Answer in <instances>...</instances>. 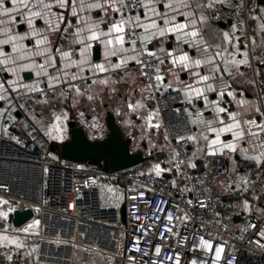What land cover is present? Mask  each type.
I'll return each mask as SVG.
<instances>
[{
  "label": "built area",
  "instance_id": "1",
  "mask_svg": "<svg viewBox=\"0 0 264 264\" xmlns=\"http://www.w3.org/2000/svg\"><path fill=\"white\" fill-rule=\"evenodd\" d=\"M210 19L214 24L235 25L241 44L252 50L246 0L216 3ZM63 46L73 47L69 36ZM156 66L152 59L145 69L149 76ZM143 83H154V79L143 78ZM151 90L156 92V110L170 143L168 156L175 158V168L179 165L180 181L147 172L157 163L164 166L167 156H154L127 170L104 172L98 165L66 161L51 150L36 152L0 134V199L9 202L0 204V211L8 212L11 207L8 216L33 212L39 225L30 237L38 243V264H75L80 251L106 257L111 264H175L168 257L177 255L180 264L192 260L197 264H264V248L256 243L264 244L260 235L264 232V165L237 162L238 195L230 199L215 196L209 176L227 172L226 158L194 157V142L180 139L195 134L185 109L195 113L197 105H189L181 91ZM259 95L264 111V82ZM17 104L31 107L26 101ZM189 162L199 164L202 171L189 167ZM108 186L125 195L126 225L120 207L102 202V188ZM5 227L7 222L0 218V230ZM201 237L212 242V251L201 246ZM215 247L223 249L219 260ZM0 264H20V260L0 244Z\"/></svg>",
  "mask_w": 264,
  "mask_h": 264
},
{
  "label": "snow or ice",
  "instance_id": "2",
  "mask_svg": "<svg viewBox=\"0 0 264 264\" xmlns=\"http://www.w3.org/2000/svg\"><path fill=\"white\" fill-rule=\"evenodd\" d=\"M216 2L217 0H209L206 6L197 3L196 8L201 11L205 7L214 8ZM219 2L223 3L224 0H219ZM137 8H139V11H135ZM191 8V0H167V2H163V0H134L133 3H129V0H95L93 3H86L85 0H0V17L6 18L0 19V37H2L0 38V65L3 66L0 71L10 73L15 77L13 80L0 81V93L19 92L20 88L23 87L29 92L44 94V89L36 84H22V77L19 76L20 72L39 69L36 71V75L47 78V88L49 90L55 91L58 85H67L77 95H85L81 87L73 83L81 80L87 83L89 77L84 76V72H90L92 76H96L101 73H108L111 69L115 73L122 69L126 70L129 62L134 61L136 65L140 66L139 73L141 77L145 80L154 79V83L145 85V91L151 89L159 91L160 89L167 90L169 88L177 92L183 90L186 102L192 105L193 108H195L193 98L202 99L206 109L209 104L212 105V108L208 109L213 114L211 120H205L203 111H196L195 118L191 120L193 125L198 127L203 125L204 132H200L199 135L180 137L181 140L197 142L203 139L209 156H222L225 150L229 153H235L238 150L239 142L245 141L246 138L264 139V111H261L260 107L255 108V111L261 117L257 122L255 118L251 117L248 119L239 118L236 111H228L227 108L220 106L218 100L209 101L206 92L218 93L219 97H223L225 91L214 87L212 83L208 82L210 80H222L223 73H227L229 76L232 73L229 71V61L227 59L223 61L224 67L216 62V57L221 56V51L207 55L208 47L206 42L201 39L199 29V25L206 24L207 21L204 15L197 17L195 11L189 10ZM93 9L99 10L100 15L97 19L80 16L81 12ZM125 9L128 10L127 13ZM133 12H135V15L132 14ZM69 17L75 18V24L72 23ZM37 20L42 21L45 27L38 28L36 26ZM61 25H64V27L61 28ZM101 25H104V27H101ZM22 26H26L27 31H21ZM235 27L233 25L234 29ZM53 34L57 36L55 44L49 39V36ZM68 36L73 38L72 42L79 45L77 50L79 59L72 58V50H62L59 46L61 41L67 39ZM30 37L34 39L35 51H30L24 43L25 41L31 43ZM167 37H171L176 42V46L171 48L170 45L171 50H165L163 47L159 49L169 60L172 67L168 72L174 77V80L165 83V75L161 74L160 67L165 61L156 55L155 45L161 44ZM223 38L232 44V37L228 32L223 33ZM251 42L255 45V38ZM97 43L103 46L104 61L93 64L89 58V53ZM241 43L240 37H236L234 47L237 52L241 47ZM138 44L140 45L139 48L137 47ZM181 44L195 47L197 55L201 58L189 55L187 51L180 47ZM148 45H153V47L149 48ZM244 47H247V45H244ZM177 52L179 55L174 54ZM56 54L59 55V67H57ZM35 56L44 57L43 62L37 65L32 60L31 63L18 64V60H30ZM145 56L149 58L147 61L143 59ZM233 56H235V53ZM243 56V59L233 58L230 62L231 66L237 67V70L239 65L250 66L248 53L244 52ZM110 57H118V62L112 63ZM153 58L160 66L154 67L153 75L149 76L148 71L145 69L151 65ZM260 63L264 64V59H261ZM202 65L210 66L208 68L210 74L202 75L201 71H197V69H201ZM49 68L54 69V72H49ZM71 68H75L77 71L69 73L68 69ZM176 68L189 73L191 77H196L195 83L203 86L194 87L192 84H185L173 71ZM97 83L106 87L112 86L111 90L115 92L114 85L118 81L112 80L110 77L98 81L96 79L91 80V84ZM173 83L179 84L180 87L173 88ZM5 84H8L9 87L6 88ZM91 84L88 86L91 87ZM224 87L230 86L225 84ZM64 94V90L61 89V95ZM227 95L235 99V94L232 91H228ZM87 99L93 100L94 96L88 94ZM5 100L11 103V95L0 94V101ZM43 102L47 103V98ZM244 103L245 101H240L241 105ZM126 107L133 113L145 108L143 97L141 100L128 102ZM185 111L189 117L193 116V112L187 109ZM155 114H158L156 110L149 111L147 121L149 127L158 129L159 124H151ZM3 115V111H0V116ZM224 115L227 116V123ZM64 118L67 119V116L65 115ZM59 119L60 117H57V120ZM253 123L256 124L255 130L250 127ZM245 125L249 127H245ZM53 127L58 132L63 131L60 126L54 125ZM205 133L212 134L213 138L210 139L209 135ZM224 134H230L231 140H223L222 135ZM56 138L63 139V136L59 135ZM256 159L264 162V152H261L260 157ZM188 166L195 168L196 164L189 162ZM176 168L179 171V165H176ZM153 170L156 176H161L165 171H170V169L162 168L159 163L153 166ZM8 203L7 200L0 199V204ZM188 203L191 204V200ZM244 203L247 207V201ZM11 211V207H9L8 212L0 211V218L7 219L8 213ZM167 218L169 221L173 219L170 214ZM37 225H39V221H35L20 231L28 233ZM168 231L171 232L172 229L169 228ZM260 235L264 237V232H261ZM0 240L7 241L9 237L0 235ZM256 243L264 248V244H260L259 241ZM201 246L208 251H212L214 247L210 240L203 237H201ZM222 250V247H215L216 260L221 258ZM155 251L159 254L160 248L156 247ZM168 259L174 260L175 264H180L178 255L168 257ZM191 264H197V261L192 260ZM228 264H231V261Z\"/></svg>",
  "mask_w": 264,
  "mask_h": 264
},
{
  "label": "crops",
  "instance_id": "3",
  "mask_svg": "<svg viewBox=\"0 0 264 264\" xmlns=\"http://www.w3.org/2000/svg\"><path fill=\"white\" fill-rule=\"evenodd\" d=\"M230 0H224L222 4H227ZM247 1V12L249 18L250 28L253 32V38H255V45L252 44V50L249 51L242 44L237 52L234 47L236 35L235 29L230 24H214L210 19V13L212 8L205 7L203 11L196 8V4L200 3L202 5H207L209 0H191L192 8L196 12L197 17L204 15L207 21L206 24H200L199 29L201 32V39L206 42L208 47L207 55H212L216 51H221V56L216 57V62L224 67L223 61L227 59L229 61V71L232 73L229 76L227 73L222 74V80H210L208 83H212L214 87L218 89H223L225 95L219 97L218 93L211 91L206 92L209 101L218 100L220 106L225 107L228 111H236L239 114V118L248 119L255 118L257 122L261 119L260 114L255 111L256 107H260L263 111L261 100H260V90L264 82V66H260L259 62L261 57L264 55V0H246ZM86 3H93L95 0H85ZM167 2V1H166ZM216 3H220L217 0ZM215 3V4H216ZM10 6V5H9ZM67 14V13H66ZM100 13L99 10L93 9L90 11H83L80 13L81 17L88 16L92 19H97ZM0 19H6L5 17H0ZM72 23L75 24V18L69 17ZM179 19V17H178ZM6 26V25H5ZM36 26L38 28H44L42 21L37 20ZM15 28V26H13ZM64 25H61L63 28ZM104 27V25H101ZM21 31H27L26 26L20 28ZM71 31V29H70ZM228 32L232 37V44L225 41L223 38V33ZM47 35V33H45ZM2 38V37H0ZM49 39L55 44L57 36L55 34L50 35ZM72 48L66 49L63 46V41L59 44L62 50H72L73 59H79L78 48L79 45L72 42V37L69 36ZM31 43L25 41L27 48L30 51H35L34 39L30 37ZM175 48L176 42L171 38L167 37L162 41L161 44L155 45L156 55L163 59L165 63L160 66L161 74L165 75V83L174 80V77L169 74L168 70L172 67L169 60L165 57V54L160 52V48L163 47L165 50H171L169 47ZM128 47V45H126ZM152 48L153 45H148ZM180 47L196 58H201L197 55V49L195 47H190L189 45L181 44ZM226 49V51H225ZM248 53V59L250 61V66L239 65L237 67L231 66V60L243 59V53ZM235 53V56L233 54ZM179 55V53H174ZM57 55V67L60 66L59 55ZM89 58L92 63H100L104 61V49L100 44H96L94 48L89 53ZM154 59V58H153ZM32 60L35 61L37 65L43 62L44 57L35 56L30 60H18L20 63H31ZM112 63L118 62V57H110ZM155 60V59H154ZM3 66L0 65V68ZM208 65H202L201 74H210L208 72ZM139 65H136L134 61H130L126 70H119L113 73L110 69L108 73H101L96 76H92L90 72H84L83 75L89 77L87 83L85 81H74L73 83L78 84L85 95H77L74 91L70 90L67 85H58L55 91H51L47 88V78L36 75V70H26L20 72L19 76L22 77V84L32 85L36 84L38 87L44 89V94L29 92L23 87L20 88L19 92H2L6 96L11 95L12 100L9 103L8 100L0 101V111H3L4 115L0 116V134H4L14 141H19L18 143L36 151V152H46L51 150V146L56 144L60 145L70 140V123L75 122L77 127L81 129L88 139L92 142L104 140L109 135V122L112 120L115 122L122 130L126 140L130 142V150L134 154H140L145 158V162L153 158L154 156H167V161L162 168L170 169V171H165L162 176L173 178L180 181V173L174 167L175 158L171 155L168 156L170 151V143L168 141L164 126L159 114H155L151 121V124H159L160 127L157 129L155 127H149V122L147 121V116L149 111L156 110L155 102V91L144 90L143 77L139 73ZM49 72H54V69L49 68ZM69 73L76 72L77 69H68ZM176 76L180 78L185 84H192L194 87L203 86L195 83L196 77H191L189 73H186L178 68L173 69ZM110 77L112 80L118 81L114 85L116 91L111 90L112 86H103L99 83L91 84L92 79H99ZM15 77L4 71H0V81L13 80ZM91 84V87L88 85ZM227 84L230 87H224ZM8 88L9 85L5 84ZM180 87L179 84L173 83V88ZM61 89L64 90V95H61ZM172 89V88H169ZM167 89V90H169ZM164 89H160L157 92H162ZM228 91H232L235 94V99L227 95ZM182 96L186 101V98L181 90ZM91 94L94 96L93 100H88L87 95ZM52 96L56 97L58 106L57 120L52 121L50 124L46 125L43 123V118L45 117V111L43 109H36L34 105L37 103H42L46 97ZM143 97V103L145 108L137 110L133 113L126 107L128 102H135L136 100H141ZM150 97V98H149ZM243 100L245 103L240 104ZM28 102L31 107H22L18 105V102ZM34 104V105H33ZM193 104L197 105L196 111H203L205 120L212 119V112L208 109L212 108L209 104L207 109L205 108L202 99L197 100L193 98ZM42 107V104H39ZM157 111V110H156ZM158 113V112H157ZM65 115L67 119H65ZM195 118V113L192 117H189V121ZM225 122H228L227 116L224 115ZM57 125L62 127L63 131L58 132L53 126ZM195 130L194 135H199L200 132H204V126H196L191 123ZM215 126V125H214ZM245 127H249L245 125ZM252 129H256V124L250 125ZM209 135V138H213L212 134L205 133ZM62 135L63 139H57L56 137ZM69 135V136H68ZM222 139L229 141L231 140L230 134L222 135ZM264 142V139L259 138H246L245 141H241L238 144V150L235 153H229L225 150L223 156L226 158L228 163V170L220 175L209 176V185L211 192L218 197L223 199L234 198L238 195L236 192L239 179L237 177L236 165L239 161H244L250 166H262L264 162L256 159L260 157L261 152H264V147L259 150H252L253 145H259ZM42 148V151H37L36 148ZM45 150V151H44ZM191 154L194 157H201L207 154V149L205 148V141L200 139L194 142V146L191 148ZM196 168L202 171L200 165L198 164ZM149 173H154L153 167L147 170ZM104 189V187L102 188ZM112 190L118 195L117 202L113 204H107L109 207H120L125 201V195L121 190L115 187H111ZM7 222V227L4 230H0V235H7L9 240H0V244L4 246L9 253L14 254L19 257L20 264H38V243L30 236L36 234L38 225L35 226L30 232L25 233L20 231L21 229L27 228L29 225L33 224L35 221L31 220L21 228H16L10 223L9 217L7 219L1 218ZM15 229H17L15 231ZM15 241V242H13ZM75 264H111L110 260L98 254H92L86 251H80L78 253Z\"/></svg>",
  "mask_w": 264,
  "mask_h": 264
},
{
  "label": "water",
  "instance_id": "4",
  "mask_svg": "<svg viewBox=\"0 0 264 264\" xmlns=\"http://www.w3.org/2000/svg\"><path fill=\"white\" fill-rule=\"evenodd\" d=\"M229 25L231 23H228ZM69 141L60 145H52L51 152L58 157L80 164L98 165L104 172H119L136 167L145 162L140 154L130 150V142L126 140L121 128L112 120L109 122V135L101 141L92 142L79 129L75 122L70 123ZM264 142L253 145L252 150H259ZM121 221L127 224V206H120ZM9 221L16 228H21L34 218L31 210L10 214ZM239 222V218L235 219Z\"/></svg>",
  "mask_w": 264,
  "mask_h": 264
},
{
  "label": "rangeland",
  "instance_id": "5",
  "mask_svg": "<svg viewBox=\"0 0 264 264\" xmlns=\"http://www.w3.org/2000/svg\"><path fill=\"white\" fill-rule=\"evenodd\" d=\"M46 98H47V103H44L42 101V103L39 102V103H37L35 105L33 104V105H34V108L38 109V111H39V109L40 110L43 109L45 111L46 115H44L45 117L42 120H43L44 124L48 125L52 121L55 120V117H57L59 110H58V106L56 105V103H57L56 97L52 98V96H48ZM39 104H42V107H40ZM111 187L112 186L104 187V189H102V191H101L102 202L104 205H107L110 203L113 204V203L117 202L118 195L114 192V190L111 189ZM33 221H36V220H33Z\"/></svg>",
  "mask_w": 264,
  "mask_h": 264
},
{
  "label": "trees",
  "instance_id": "6",
  "mask_svg": "<svg viewBox=\"0 0 264 264\" xmlns=\"http://www.w3.org/2000/svg\"><path fill=\"white\" fill-rule=\"evenodd\" d=\"M37 151H42V148L38 147L36 148Z\"/></svg>",
  "mask_w": 264,
  "mask_h": 264
}]
</instances>
